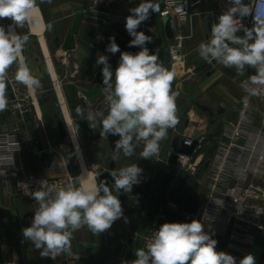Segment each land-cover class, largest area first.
<instances>
[{
    "label": "clouds",
    "instance_id": "obj_1",
    "mask_svg": "<svg viewBox=\"0 0 264 264\" xmlns=\"http://www.w3.org/2000/svg\"><path fill=\"white\" fill-rule=\"evenodd\" d=\"M52 0H40L51 3ZM230 7L211 26V38L198 45L199 56L209 62L215 61L226 68H235L243 75L246 67L255 70L248 80L241 84L249 96H264V0H256L255 10L243 0H229ZM37 7V0H0V19L8 18L16 27L30 21V14ZM126 17V30L133 39L129 47H140V51L121 52L118 67L113 70L108 56L100 55L96 61L103 65L102 76L107 108H99L88 114L101 127L103 135H118L112 160L123 154L132 156L136 142L143 141L141 158H152L160 153V142L167 138L168 130L179 123L176 100L179 92L172 90L175 73L159 62L157 52L150 54L145 46L153 42V37L137 31L142 22L149 19L151 12H159L160 5L152 0H141L131 8ZM253 27L242 25L241 19L253 14ZM53 25L49 23L47 29ZM244 35H237L239 31ZM151 31V29H150ZM106 51L115 54L120 51L115 37L109 38ZM27 35L16 34L12 26L6 31L0 26V112L8 107L7 72L17 65L15 80L25 85L29 93L40 88L41 81L34 76L22 56ZM76 113L84 118L83 110ZM102 158V154L98 153ZM10 158L0 156V163ZM142 169L137 164L110 172L113 187L106 181L85 183L79 176V186L68 183L65 187L40 182V190L31 193L38 204L30 227L22 229L23 237L30 240L40 250L42 258L55 260L63 253H71L73 233L87 227L92 233H103L112 224L124 218L121 201L113 194L125 193L138 184ZM21 186H26L21 184ZM218 241L204 231L198 220L190 223H164L150 238L146 248L135 251L136 259L122 264H236V259L223 251H217ZM239 264H255L252 254L244 256Z\"/></svg>",
    "mask_w": 264,
    "mask_h": 264
},
{
    "label": "crops",
    "instance_id": "obj_2",
    "mask_svg": "<svg viewBox=\"0 0 264 264\" xmlns=\"http://www.w3.org/2000/svg\"><path fill=\"white\" fill-rule=\"evenodd\" d=\"M162 1L153 0V3L161 5ZM225 1L204 0L201 5L192 9L185 21L169 22L172 31V38L170 39L167 38L164 32L163 20H158L155 12L153 21L146 20L137 29V31H143L145 35L153 37V42L147 43L145 46L149 49L150 54L157 52L159 62L175 73L172 90L179 92L176 100L179 123L174 129L168 130L167 138L160 142L159 155L154 156L153 159H156L157 164H161L159 167H165L158 175V182L161 188L170 191L181 184L178 188L177 201L175 203L168 202L172 204V207L166 206L179 218L181 216L185 217L186 222L184 223H190L194 219L197 220L199 208L205 199L206 186L208 184L206 177L207 158L200 165L194 177L187 176L184 178L182 175H176L173 165L169 163L165 165L163 163L165 160L168 161L173 153L171 143L175 138H178L180 142L188 136L193 138L194 131L198 130L208 135L210 148L207 153L208 157H210L215 146L214 143L220 137L221 128L224 125H233L236 121L235 112L242 95L239 88L240 82L249 74H255L254 69L246 67L243 75H240L235 68H226L221 64L213 66L199 56L198 45L211 38V26L225 12L220 9V4ZM89 2L90 0H52L51 3H40V0H37V7L30 14V21L26 22L22 27H16L11 19H0V26H3L6 31L9 30V26H12L16 34L28 36L27 43L30 40L38 43L43 56L42 42L47 55L53 54L60 57L59 64L61 65L62 80L57 83L59 84L61 95L64 96L69 111L73 112V115L82 121L83 118L76 113L77 107L83 110L78 94L84 95L91 100L104 96V86L95 81L100 67L96 61L100 55L110 57V53L106 51L110 43V37H115L116 44L129 47L133 37L126 30V17L131 14L129 10L137 7L141 0H125L114 3L109 10L120 17V20L107 22L84 16L88 13ZM78 14H82L83 19L76 38L87 46L90 54L80 67H76L74 72H70L66 63L70 61L72 55L63 58L60 47L71 28L74 17ZM49 23L53 25L51 30L47 29ZM172 46H179V53L182 58L178 64H172L170 61L169 48ZM129 48L133 54L141 50L137 46ZM50 63L57 81L54 62L50 60ZM47 70L49 78L53 82L48 66ZM210 71V76L204 79L203 77ZM53 88L54 92H56L54 82ZM7 92H9V95L10 89ZM30 95L32 94L30 93ZM89 130L94 131V136L97 133H101L100 143H102L104 139L102 130L99 127H93ZM17 134L21 141V150L16 154V162L17 168L21 173L38 174L47 178L60 179L65 178L69 174L64 157L56 151L58 157L49 167L46 168L41 165L40 154L35 150L37 144L41 145L43 151L51 150V145L48 140H44L40 136V133L35 139H31L27 133ZM89 137L91 136H88V141L96 145L97 143L89 140ZM134 143L136 144L134 157L122 155L116 161V170L121 168L123 160L132 161L140 158L142 161L140 163L143 164L149 159L140 157L144 142H136L134 140ZM101 147H103V143ZM109 151L108 146L106 153H103L104 162L108 165L111 158ZM107 169L108 166L103 172L107 171ZM151 172L144 169L140 175V182L133 185L132 190L126 193L129 205L137 208L134 217H129L128 212L124 211V217H127V222H125L124 218L117 219L109 230L99 234L92 233L86 226L82 227L73 233L71 253H63L55 260L47 257L42 258L40 250L36 249L30 240L23 237V233L19 228V218L32 213L33 207L26 200L15 195L14 192H6L0 183V264H116L122 256H129L132 260L136 259L135 251L141 248L139 231L144 223L142 222L143 213L140 210V206L136 204L137 201L132 198V193L138 194L145 189L148 185V183L146 185V182H151L149 180ZM166 173L173 177L169 186L161 183V179ZM93 176L96 184L95 174ZM78 182L80 184V180ZM113 194L118 198L116 192ZM193 207H197V211L191 212L190 209ZM154 227L156 226L149 228L146 232ZM123 239L127 242L125 251L119 245ZM213 239L218 241L216 250L221 251L224 238L213 237ZM262 244L263 238L259 237L256 245L261 246Z\"/></svg>",
    "mask_w": 264,
    "mask_h": 264
},
{
    "label": "built area",
    "instance_id": "obj_3",
    "mask_svg": "<svg viewBox=\"0 0 264 264\" xmlns=\"http://www.w3.org/2000/svg\"><path fill=\"white\" fill-rule=\"evenodd\" d=\"M118 1L125 0H90L88 13L84 16L101 22L120 20V17L109 10ZM203 1L163 0L156 17L160 21L166 19L169 22H183L192 9L201 5ZM243 2L255 10L256 0H243ZM229 7V0L220 4V9L223 11H227ZM253 15L254 13L242 18V25L253 27ZM237 34L244 35L242 30ZM169 52L172 64L181 62L179 46L170 47ZM250 75L253 74H249L239 84L242 95L235 112L236 121L233 125H224L221 128L220 137L214 143L211 156L208 157L207 153L210 148L208 135L202 134L193 154L177 155L176 162L172 166L178 175L194 177L207 158L208 184L197 220L204 225V231L212 238H224L221 251L235 257L236 264L250 254L253 246H257L259 237L263 238L264 243V96H249L243 90L241 84L247 81ZM78 97L83 106V121L89 129L93 128L95 122L88 119V114L99 108H107L105 96L96 100L81 94H78ZM182 144L186 147L192 146L193 138L185 137ZM20 150L21 141L16 132H0V156L10 158L7 162L0 163V183L6 192H14L33 207L32 213L19 218L22 231L31 226L34 212L38 208L31 193L40 190V182L65 187L68 183H73L75 178L69 174L60 179L21 173L16 162V154ZM163 163L168 165L167 160ZM167 205L172 207L171 203ZM158 229L154 227L142 237V248H146L147 239ZM259 264H264V252Z\"/></svg>",
    "mask_w": 264,
    "mask_h": 264
},
{
    "label": "rangeland",
    "instance_id": "obj_4",
    "mask_svg": "<svg viewBox=\"0 0 264 264\" xmlns=\"http://www.w3.org/2000/svg\"><path fill=\"white\" fill-rule=\"evenodd\" d=\"M23 57L26 59L31 73L41 81L42 86L34 92V98L40 115L37 114L34 99L25 85L15 80L17 65L13 64L7 72V84L14 99L12 102L8 97L7 109L0 112V132L27 133L31 139L37 138V135L40 133V136L44 140L49 141L51 150L56 151L59 155L64 157L69 175L75 178L73 183L76 184V186H79L78 177L82 174V168L79 166L80 163H78L79 159L76 154V149L64 121L59 98L56 92H54L53 82L49 78L46 58L41 53L39 44L31 40L24 46ZM49 59L51 62H54L55 70L57 72V82H59V80H62V75L60 73L61 65L59 64L60 57L52 54L49 56ZM12 89L14 92H12ZM61 96L71 119L74 130L73 133L81 152V158L83 162H85L84 165L86 164L88 168L87 170L86 166H84L85 171L95 174V180L97 182L99 174L108 166V164L104 162L103 156V153H106V150L108 149L106 139L104 137L102 141L103 147H101L102 143H100V141L97 142L96 145H93L88 141V136H94L93 130H89L87 135H79L75 128V121L80 119L76 118L73 115V112L69 111L64 96ZM18 105L20 108H18ZM58 121H62L65 125L66 136L63 139L59 137L57 131ZM98 153L102 154V158L98 157ZM140 161V158L132 161L123 160L121 168L137 164V166L143 171L144 169L152 171L149 176L151 182H146V185L147 183L148 185L145 189L138 194L132 193V198L137 201L136 204L140 206V210L143 213L142 222L144 225L139 231L141 241L140 246L142 248V237L147 233L146 231L149 228L153 226L160 227L164 223H184L186 222V218L182 216L179 218L173 211L167 209L166 206L168 202L175 203L177 201L178 188L181 184L172 188L170 191L161 188L158 182V175L165 169V167H159L161 164H157L156 159H153V157L146 160L143 164H141ZM174 172L178 175L175 170ZM183 177L185 178L187 176ZM139 180H141V177H139ZM190 210L191 212H195L197 211V207H193ZM119 245L123 251L127 249V242L125 239H123ZM123 261L131 262L132 258L129 256H122L116 264H122Z\"/></svg>",
    "mask_w": 264,
    "mask_h": 264
},
{
    "label": "water",
    "instance_id": "obj_5",
    "mask_svg": "<svg viewBox=\"0 0 264 264\" xmlns=\"http://www.w3.org/2000/svg\"><path fill=\"white\" fill-rule=\"evenodd\" d=\"M153 2V0H152ZM83 19V15L82 14H78L74 17V20L72 22L71 28L68 31L65 40L63 42V44L60 47V52H61V56L63 58L68 57L69 55H72V58L70 59V61H68L66 63L67 68L70 72H74L76 70V67H80L81 64L83 63V61H86L89 57L90 54V50L87 48V46L85 44H83L81 41H79L76 38L80 23ZM149 21H153L154 20V12H151L150 17L148 19ZM162 26L164 29V32L167 36V38H172V31H171V27L169 25V21L168 20H163L162 21ZM118 45V44H117ZM120 48V51L112 54L110 53V57L108 59V62L111 66V69L113 71H115V69L118 67L119 64V60H120V55L121 52H130V48L127 46H122V45H118ZM218 63H216L215 61H213V63H211V65L215 66ZM102 68L103 65H100L99 69H98V73L96 75V83L103 85V76H102ZM211 71L208 72L203 78L206 79L208 76H210ZM113 78H114V74H113ZM104 86V85H103ZM7 91H9V88H7ZM8 97L13 100L14 96L10 93L8 95ZM75 128L76 131L79 135H87L89 133V128L87 126V124L82 121V120H77L75 121ZM57 130L59 133L60 138H65L66 136V131H65V125L62 121H58L57 122ZM203 133H201L198 130H195L193 133V144L190 147H186L182 144V142L179 141L178 138H175L172 143H171V148L173 150V153L170 155L169 159H168V163L170 165H174L177 159V155H184V156H191L193 154V151L196 147L197 141L199 140L200 136ZM104 137L106 138V142L109 146L110 149V156H112V152L114 150V145L115 142L120 139V137L118 135L113 136V135H107ZM102 138V134L101 133H97L94 137H89V140L93 141L94 143H97L101 140ZM36 152L38 154H40V163L43 167H49L52 162L58 157V154L53 151V150H49V151H43L41 145L38 143L37 147H36ZM136 151V148H135ZM123 154L120 155L119 159L122 157ZM135 152L132 156L129 157H134ZM117 159V160H119ZM117 160H112V158H110L109 161V165H108V169L105 172H102L97 179V183L96 185L98 186L101 181H106V183L108 184V186L111 188L113 187L114 184V180L110 175V172L113 170H116V161ZM172 175L166 173L163 175L162 179H161V183L165 186H169L172 182ZM116 191L113 188V193H115ZM118 195V199L121 201V206L123 208L124 211L128 212L129 217H134L136 212H137V208L129 205L128 203V197L127 194L123 191L120 190L119 192H116ZM20 228V226H19ZM264 252V243L261 246H253L251 249L250 254H252L255 257V264H259L260 259L262 257V254Z\"/></svg>",
    "mask_w": 264,
    "mask_h": 264
},
{
    "label": "bare ground",
    "instance_id": "obj_6",
    "mask_svg": "<svg viewBox=\"0 0 264 264\" xmlns=\"http://www.w3.org/2000/svg\"><path fill=\"white\" fill-rule=\"evenodd\" d=\"M41 46H42V49H43V52H44V56L46 58V62H47V66H48L49 72L51 73L52 78H53V82H54V85H55V91H56V94H57V96L59 98V103L61 105V111H62V114H63V117H64V121H65L66 127H67V129L69 131V134L71 136V140H72V142L74 144V147L76 149V154L78 156L79 163H80V166L82 168V174L81 175H83L86 172L85 171V167H84L85 165H84L83 160L81 158V152L79 150L76 137H75V135L73 133L74 130H73V126H72V123H71V119H70V117H69V115L67 113V110L65 108V104H64V101H63L62 96H61L59 84L57 83V81H56V79L54 77L53 67H52V64L50 63L49 57H48V55L46 53V49H45V46H44L43 42L41 43ZM31 94H32V97L34 99V105H35V108H36V112H37L38 115H40L37 103H36L35 98H34V94L33 93H31ZM82 179H83V181L85 183H94V176H93V174H91L89 172H86V174L82 177Z\"/></svg>",
    "mask_w": 264,
    "mask_h": 264
}]
</instances>
